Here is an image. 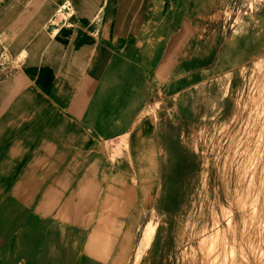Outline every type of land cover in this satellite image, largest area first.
<instances>
[{
    "label": "crops",
    "instance_id": "obj_1",
    "mask_svg": "<svg viewBox=\"0 0 264 264\" xmlns=\"http://www.w3.org/2000/svg\"><path fill=\"white\" fill-rule=\"evenodd\" d=\"M228 3L0 0V166L13 160L19 171L17 195L0 179V206L17 201L24 223L49 231L57 264H74L78 231L112 237L87 264H116L147 222L188 200L203 162L186 138L219 114L221 77L231 73L233 90L241 68L264 56V1L236 33L212 18ZM134 128L130 158H109L107 140L118 152L119 136ZM60 175L90 189L81 203L66 200L79 218L73 228L59 224ZM5 243L0 235V264Z\"/></svg>",
    "mask_w": 264,
    "mask_h": 264
},
{
    "label": "rangeland",
    "instance_id": "obj_2",
    "mask_svg": "<svg viewBox=\"0 0 264 264\" xmlns=\"http://www.w3.org/2000/svg\"><path fill=\"white\" fill-rule=\"evenodd\" d=\"M263 1L230 0L212 18L236 33L249 19L261 15ZM111 28L106 27L108 32ZM147 29L140 28V40L146 38ZM120 32L126 33V27ZM230 77L231 73L221 77L219 114L198 123L186 138L203 162L188 200L171 202L168 217L156 214L143 228L136 247L126 250L116 264H264V56L241 68L233 90L229 89ZM110 92L105 91L107 100ZM155 112L154 107L142 109V114ZM136 135V128L121 134L118 152L111 150V140H107V156L116 160L120 152L129 159L127 151ZM7 177L15 183L9 187L10 194L17 195L19 171L13 160L0 166V179ZM110 185L106 180L107 192ZM57 186L59 224L73 228L79 218L72 217L66 200L75 198L81 203L90 189L83 184L74 186L61 175ZM18 211L17 201L0 206V235L6 239L3 264H14L19 255L24 259L18 264H57L49 231L29 217L24 223ZM129 239L130 235L121 238ZM110 240L109 234H72L74 264H87V257L105 252ZM99 241L104 249L100 252Z\"/></svg>",
    "mask_w": 264,
    "mask_h": 264
},
{
    "label": "bare ground",
    "instance_id": "obj_3",
    "mask_svg": "<svg viewBox=\"0 0 264 264\" xmlns=\"http://www.w3.org/2000/svg\"><path fill=\"white\" fill-rule=\"evenodd\" d=\"M141 264H143V263H141Z\"/></svg>",
    "mask_w": 264,
    "mask_h": 264
}]
</instances>
